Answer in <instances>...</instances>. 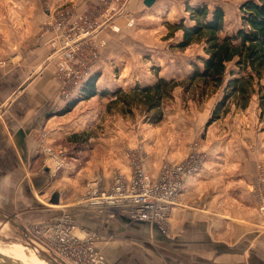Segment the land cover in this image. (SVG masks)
<instances>
[{
    "label": "crops",
    "instance_id": "obj_1",
    "mask_svg": "<svg viewBox=\"0 0 264 264\" xmlns=\"http://www.w3.org/2000/svg\"><path fill=\"white\" fill-rule=\"evenodd\" d=\"M87 1L0 0V217L27 228L68 211L78 228L99 234L105 244L98 248L104 254L111 248L106 236L112 224L115 234L122 220L154 225L116 214L108 227L106 222L101 226L95 218L99 214L73 205L84 193V179L92 173L87 171V147L64 153L68 165L54 175L44 167L40 152L42 143L62 147L61 137L75 130L70 122L74 106L84 101L69 105L71 98L61 97L55 54L51 44L45 43L52 34L40 35L41 24L55 9L73 5L81 12ZM140 2L129 1L128 15L135 17L142 9ZM125 21L123 16L115 18L120 30H104L100 35L107 41L120 37L125 27L134 26H126ZM104 49L97 69L106 65ZM223 115H227L226 128L217 133L201 170L185 181L172 210V224L191 242L224 244L236 264H264V213L257 208L253 190L255 165L259 163L264 172V108L253 93L247 106L231 104ZM220 147L225 148L222 153ZM88 158L89 162L100 160L95 152ZM122 170L130 173L128 166Z\"/></svg>",
    "mask_w": 264,
    "mask_h": 264
},
{
    "label": "rangeland",
    "instance_id": "obj_2",
    "mask_svg": "<svg viewBox=\"0 0 264 264\" xmlns=\"http://www.w3.org/2000/svg\"><path fill=\"white\" fill-rule=\"evenodd\" d=\"M94 1L89 0L86 5L89 6ZM242 1L244 0H155L152 7L140 2L142 9L135 17L133 15L134 26L125 27L120 37L107 41L105 49L103 48L106 65L102 69H94L92 73L96 77V90L105 91V95L95 94L84 98L82 104L77 95H74L69 105L79 103L74 106L70 115L73 117L70 122H74L75 130L61 137L60 150H65L64 153H75L87 147V171L91 170L92 173L84 179V195L92 180L99 179V186L106 187L113 173L124 172L123 167H130L133 160H141L151 175L156 174L163 162L178 161L192 151L203 153V164L205 163L211 154L209 149L215 142L217 133L222 127L226 128L228 122V114L223 115L225 119L220 117L225 113L221 110L218 116L221 118L220 122H209L215 103L223 94V85L204 96L197 95V89H194V93L192 87L189 93L183 94L182 87L176 86L172 98L164 100L162 117L157 123L147 121L146 115L135 108L132 109V114L120 113L118 105L110 103L114 97L108 92L115 87L124 89L136 83L147 84L157 77L168 79L186 76L192 67L191 63L199 62L196 56L203 54L202 48L198 43L184 49L176 48L174 44L181 38V30H172L169 24L181 19L188 22L185 3L204 2L208 8L214 5L223 8L222 33H234L241 24L239 5ZM233 66L232 63L228 64V68ZM228 77L227 73L226 78ZM66 139L70 142L73 139L76 143L67 142ZM224 150V147L219 149L221 153ZM90 152H95L99 159L100 155L105 157L89 162ZM258 164L254 167L256 170ZM83 194L76 198L73 203L75 207L87 208L91 214H99L95 218L97 222L101 221V226L106 222L108 227L111 220L117 219V213L85 202ZM88 197L91 196L87 194V199ZM171 214L172 211L168 220L157 227L134 225L119 219L123 223L118 227L117 234L112 230L113 224L112 228H108L106 245L111 248L103 250L104 254H101L109 264L237 263V260L229 259L227 248L222 243L213 244L209 241L197 244L191 242L190 238L182 237L185 232L173 226ZM23 229L26 231V228ZM23 229L6 217H0V242H20L27 246ZM93 233L96 236L94 247L99 251L98 247L105 243L102 238L99 239L98 233ZM202 254L205 256H197Z\"/></svg>",
    "mask_w": 264,
    "mask_h": 264
},
{
    "label": "built area",
    "instance_id": "obj_3",
    "mask_svg": "<svg viewBox=\"0 0 264 264\" xmlns=\"http://www.w3.org/2000/svg\"><path fill=\"white\" fill-rule=\"evenodd\" d=\"M128 3L129 0H95L81 12H76L73 5H65L43 21L40 35L52 34L45 43L51 44L55 54L61 97L70 99L77 95L94 72L101 50L107 44L100 34L104 30H120L115 18L124 16L126 26H133ZM40 152L44 156V167L53 175L68 165L60 149L42 143ZM203 160V153L192 151L178 161L163 162L154 175L148 173L141 160H133L130 173H113L106 187L99 186V179L92 180L87 185L85 202L95 199L96 207L109 209L130 221L160 226L168 220L185 181L203 167ZM253 190L257 208L264 213V172L260 164ZM87 194L91 196L88 199ZM25 234L27 246L39 250L51 262L109 264L94 247L95 234L78 228L68 211L30 224Z\"/></svg>",
    "mask_w": 264,
    "mask_h": 264
},
{
    "label": "trees",
    "instance_id": "obj_4",
    "mask_svg": "<svg viewBox=\"0 0 264 264\" xmlns=\"http://www.w3.org/2000/svg\"><path fill=\"white\" fill-rule=\"evenodd\" d=\"M185 11L188 12L187 23L181 19L169 24L172 30H181V38L174 45L184 49L193 43L200 44L203 54L196 56L199 62H192L183 78L157 77L147 84L136 83L124 89L115 87L108 92L114 97L110 103L118 105L122 114H132L133 108L138 109L146 115L147 121L157 123L162 117L164 100L172 98L176 86L182 87L183 94L189 93L192 87L194 93L197 89V95L204 96L223 85V94L215 103L209 122L219 116L220 110L226 112L231 104L244 108L253 93L257 94L258 105L263 109L264 0L242 1L239 5L241 24L230 34L222 33L224 10L221 6L208 8L204 2L185 3ZM229 63L234 66L228 68ZM95 82L93 74L87 78L77 94L79 100L95 94L105 95V91L96 90ZM70 143L76 141L72 139Z\"/></svg>",
    "mask_w": 264,
    "mask_h": 264
},
{
    "label": "bare ground",
    "instance_id": "obj_5",
    "mask_svg": "<svg viewBox=\"0 0 264 264\" xmlns=\"http://www.w3.org/2000/svg\"><path fill=\"white\" fill-rule=\"evenodd\" d=\"M87 203L94 206L95 203H97V200L93 199L89 202L87 201ZM0 253H3L13 259H17L22 264H48L47 262L54 264L49 261L39 250L35 249L34 247L30 249L29 246H25V244L20 242H9L5 244L0 242Z\"/></svg>",
    "mask_w": 264,
    "mask_h": 264
},
{
    "label": "water",
    "instance_id": "obj_6",
    "mask_svg": "<svg viewBox=\"0 0 264 264\" xmlns=\"http://www.w3.org/2000/svg\"><path fill=\"white\" fill-rule=\"evenodd\" d=\"M154 0H143V3L146 6H151L153 4ZM8 220H10V218L6 217ZM23 229V228H22ZM24 230V229H23ZM25 232V230H24ZM54 264H59L57 262H52ZM0 264H22L19 260L17 259H13L3 253H0Z\"/></svg>",
    "mask_w": 264,
    "mask_h": 264
}]
</instances>
